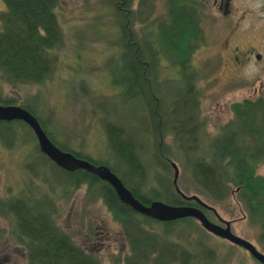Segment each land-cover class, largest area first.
Instances as JSON below:
<instances>
[{
    "label": "rangeland",
    "instance_id": "374dc122",
    "mask_svg": "<svg viewBox=\"0 0 264 264\" xmlns=\"http://www.w3.org/2000/svg\"><path fill=\"white\" fill-rule=\"evenodd\" d=\"M202 1L206 8L199 25L205 37L192 53L190 67L198 77L195 85L200 93L199 116L205 120V140L209 141L218 136L223 125L236 119L234 106L243 100L258 98L259 92L255 90L264 84V0H227L226 12L214 4V0ZM148 4L149 18L144 14H139L140 18L136 15V26L139 36L153 39V31L146 25L164 18L165 0H148ZM109 7L108 0H59L56 12L64 41L56 49L58 59L53 71L39 84H0L1 95L17 101L10 104L33 107L61 147L101 163L108 161L127 176L130 185L141 182V193L157 186L166 176L172 184L170 163L167 161L170 166L166 168L154 156L155 149L168 148L169 160L179 167L180 190L214 205L218 215L230 221L233 233L264 253L261 228L235 201V188L220 201L214 202L203 195L192 181L182 148L171 142L168 134L161 139L154 137V143L148 135L143 104L137 100H122L121 87L113 84L122 77L121 44L114 12ZM3 9L0 0V11ZM176 75L167 63L164 68L159 66L156 82L159 89L163 85L166 87L165 95L183 81ZM107 123L121 126L133 140L143 171L142 179L132 177L121 166V159L111 155L105 129ZM37 147V140L26 125L18 121H0V204L28 194L34 198L45 196L52 201L63 192L64 188L58 183L61 174ZM256 172L264 176V161ZM57 209L58 225L88 253L96 256L100 264H124L130 246L122 226L113 220L96 189L89 191L85 185L75 189L69 196L60 198ZM210 218L219 222L213 213ZM198 223L195 219L188 230L183 229L184 226L176 227L173 239L190 249L197 244L211 248L215 264H260L243 248L200 231ZM153 228L163 230L158 223H154Z\"/></svg>",
    "mask_w": 264,
    "mask_h": 264
},
{
    "label": "trees",
    "instance_id": "16d2710c",
    "mask_svg": "<svg viewBox=\"0 0 264 264\" xmlns=\"http://www.w3.org/2000/svg\"><path fill=\"white\" fill-rule=\"evenodd\" d=\"M1 1L4 9L0 11V84L42 83L53 71L58 59L56 49L64 41L56 12L59 0ZM108 4L114 12L121 44L119 57L122 61L119 62L122 77L113 84L118 83L121 87L122 100H137L143 104L151 140L158 136L161 139L168 134L170 141L179 149L182 148L185 165L191 170L192 181L203 195L214 202L220 201L234 187L235 201L260 226L261 238L264 239V176L256 172L259 164L264 161V154L261 152L264 145V97L237 103L233 108L236 119L223 125L217 137L205 140V120H201L199 116L200 93L195 85L198 77L190 67L192 53L205 37L204 30L199 25L206 8L205 2L165 0L164 18L146 25L152 29L153 39L140 37L136 26V15L138 17L139 14H144L146 19L149 18L148 0H108ZM166 63L176 71V77L179 76L183 81L180 80L176 89L165 95L166 87L163 85L159 89L157 86L156 72L160 65L164 68ZM16 102L4 99L0 93V104ZM19 105L37 117L49 138L60 149L95 164L104 163L142 203L159 199L172 205L200 207L194 200L183 199L167 176L157 186L141 193V182L130 185L127 176L119 173L117 167L110 165L108 161L101 163L61 147L34 108L26 104ZM15 121L26 125L34 135L23 121ZM105 129L111 155L121 159V166L132 177L142 179L143 171L137 159L139 154L131 137L126 135L121 126L113 123H107ZM37 149L39 151L38 147ZM155 151L158 163L169 168L167 161L169 162L171 154L168 148ZM48 161L61 174L58 183L64 188L55 200L50 201L45 196L34 198L28 194L4 203V207L6 204L9 208V213L12 212L17 217L21 235L27 237L30 264H100L96 256L77 244L57 222V204L60 198L69 196L83 185L89 191L97 190V195L113 220L122 226L124 237L130 246V254L125 257L124 264H215L211 248L197 244L190 249L173 239L176 227L184 226L183 229L188 230L195 218L160 222L146 217L121 202L113 187L96 175L83 169L66 171L49 159ZM200 208L210 218L212 211ZM154 223L161 224L163 230H155ZM196 227L199 229V226ZM201 228L200 231L207 232Z\"/></svg>",
    "mask_w": 264,
    "mask_h": 264
},
{
    "label": "water",
    "instance_id": "95a60500",
    "mask_svg": "<svg viewBox=\"0 0 264 264\" xmlns=\"http://www.w3.org/2000/svg\"><path fill=\"white\" fill-rule=\"evenodd\" d=\"M14 120L23 121L31 128L36 137L39 150L53 161L55 165L66 171L83 169L108 182L115 190L120 201L128 205L133 211L161 222L173 221L185 217L195 218L207 232L244 248L253 258L264 264V253L260 252L247 239L233 233L230 221L222 219L214 206L204 202L198 195H186L180 190L177 183L179 167L176 162L169 160L173 168L172 183L175 191L183 199L194 200L200 207L211 210L223 225L209 219L203 209L198 206L172 205L159 199H153L147 204L142 203L110 167L105 164H95L87 159L77 157L74 153L64 151L55 145L43 129L37 117L28 109L17 104H0V121Z\"/></svg>",
    "mask_w": 264,
    "mask_h": 264
},
{
    "label": "flooded vegetation",
    "instance_id": "af4514ba",
    "mask_svg": "<svg viewBox=\"0 0 264 264\" xmlns=\"http://www.w3.org/2000/svg\"><path fill=\"white\" fill-rule=\"evenodd\" d=\"M214 4H218L219 8L224 12L227 11V0H214ZM257 56L260 57L258 54ZM255 91L259 92L258 97L264 96V84H261ZM263 146L261 152L264 154ZM0 209L2 212L0 213V222H2L0 223V264H30L28 261L29 247L27 237L22 236L18 230L17 217L12 212L9 213V208L6 204L5 207L4 204L3 207L0 204ZM219 223L223 225L222 222L219 221Z\"/></svg>",
    "mask_w": 264,
    "mask_h": 264
},
{
    "label": "bare ground",
    "instance_id": "6f19581e",
    "mask_svg": "<svg viewBox=\"0 0 264 264\" xmlns=\"http://www.w3.org/2000/svg\"><path fill=\"white\" fill-rule=\"evenodd\" d=\"M242 248V247H241ZM244 249V248H243ZM245 250V249H244ZM261 252V251H260ZM249 253V252H248ZM255 259V258H254ZM256 260V259H255ZM257 261V260H256ZM257 262H259V261H257ZM260 263V262H259ZM260 264H262V263H260Z\"/></svg>",
    "mask_w": 264,
    "mask_h": 264
}]
</instances>
